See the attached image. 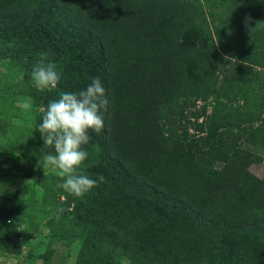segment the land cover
Returning a JSON list of instances; mask_svg holds the SVG:
<instances>
[{"label":"trees","instance_id":"obj_1","mask_svg":"<svg viewBox=\"0 0 264 264\" xmlns=\"http://www.w3.org/2000/svg\"><path fill=\"white\" fill-rule=\"evenodd\" d=\"M246 15L252 27L264 21V0L0 7V38L57 65L42 105L100 78L104 127L90 131L77 171L108 182L72 207L117 227L131 242L123 252L159 264H264V174L249 172L260 158L246 150L264 149V25L250 37Z\"/></svg>","mask_w":264,"mask_h":264},{"label":"rangeland","instance_id":"obj_2","mask_svg":"<svg viewBox=\"0 0 264 264\" xmlns=\"http://www.w3.org/2000/svg\"><path fill=\"white\" fill-rule=\"evenodd\" d=\"M9 3L0 0V7ZM23 47L17 40L0 38V120L7 124V133L0 131V182L8 186L0 196V264H132L134 258L135 264H159L123 252L131 242L118 228L99 216L74 211L77 197L62 187L66 177L44 167L42 160L37 166L44 153L54 152L44 147L36 130L46 109L41 95L52 87L37 90L31 76L44 51ZM25 103L31 107L24 108ZM246 150L260 158L248 170L261 178L264 149ZM61 207L66 211L57 219ZM194 261L185 259L186 264H204Z\"/></svg>","mask_w":264,"mask_h":264},{"label":"clouds","instance_id":"obj_3","mask_svg":"<svg viewBox=\"0 0 264 264\" xmlns=\"http://www.w3.org/2000/svg\"><path fill=\"white\" fill-rule=\"evenodd\" d=\"M252 23L251 16L246 15L244 26L250 37L264 25V21H255V27H252ZM229 58L224 56L226 61ZM31 76L34 86L39 91L49 87L55 88L61 79L57 65L48 58L47 52L39 53V59L32 67ZM107 104L108 100L100 78H93L86 89L61 92L59 99L50 100L43 110L42 122L36 129L41 134L44 147L54 149V152L44 153L39 158L37 166L39 167L42 160L44 167L59 170L57 174L66 177L62 187L77 197L88 193L99 184L108 182L103 175L92 178L84 171H77L88 158V152L83 146L91 140L90 131L100 133L104 127L102 110L106 111ZM23 107L30 108L31 105L25 103ZM6 190L8 186L0 182V196ZM65 211L63 207L58 208L56 218L59 219Z\"/></svg>","mask_w":264,"mask_h":264}]
</instances>
